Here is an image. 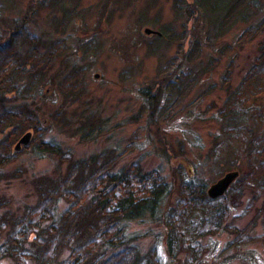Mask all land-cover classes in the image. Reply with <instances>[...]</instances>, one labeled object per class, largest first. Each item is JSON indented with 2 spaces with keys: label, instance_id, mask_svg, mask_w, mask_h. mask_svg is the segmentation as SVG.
Here are the masks:
<instances>
[{
  "label": "rangeland",
  "instance_id": "1",
  "mask_svg": "<svg viewBox=\"0 0 264 264\" xmlns=\"http://www.w3.org/2000/svg\"><path fill=\"white\" fill-rule=\"evenodd\" d=\"M206 2L213 7L215 0H0V43L21 25L15 30L38 36L42 50L57 40L66 46L53 61L42 62L46 65L44 80L38 83L39 78L31 77L36 73L24 77L19 92L7 95V103H1L0 109L20 102L35 107L48 130L45 138L61 143L65 156H70L40 157L21 146L19 153L0 168L4 178L0 197L9 200L7 208L19 211L33 203V182L57 176V168L63 173L72 160L112 149L115 153L131 150L117 159V169L138 159L144 169L159 168L173 184L169 206L179 199L184 183L203 182L207 189L229 171L245 173L248 160L240 138L249 139L248 131L240 128L239 134L233 133L217 148L213 138L215 134L224 137L218 112L227 98L220 88L225 73L229 70L230 88L236 87L264 40V28H256L264 18V0H243L228 14L223 9L227 0L217 4L222 14L207 9ZM148 28L161 34L146 33ZM163 32L168 35L162 36ZM24 44L22 47H27ZM176 64H183L178 73L184 81L179 79L173 86L178 89L172 90L166 84ZM75 70L80 72L79 90L64 93L61 80ZM153 94L157 98L151 100ZM156 100L161 101L157 104ZM56 116L58 120L60 116L59 121ZM85 116L103 123V132L95 139L83 140L77 132ZM245 124L251 128L252 119L242 113L239 126ZM3 136L0 133V138ZM238 177L229 190L239 183ZM250 198L251 193L246 192L239 201L242 203L231 210L230 219L244 214L232 223L241 226L248 221L250 214L245 210ZM263 201L264 195L257 207ZM63 207L61 201L60 209ZM205 214L200 207L191 211L187 221L193 226L184 222L189 235L197 232L191 230L202 224ZM259 220L258 230L264 231V218ZM129 232L141 235L143 253L155 249L156 264L195 262L194 247L192 253L171 257L165 235L168 230L160 222H132ZM186 235L190 242L192 237ZM228 235H215L219 250ZM219 250L204 255L205 264H223V257L231 255ZM252 250H256L255 264H264V244L254 241L248 245L249 255ZM0 264L14 263L4 259Z\"/></svg>",
  "mask_w": 264,
  "mask_h": 264
},
{
  "label": "trees",
  "instance_id": "2",
  "mask_svg": "<svg viewBox=\"0 0 264 264\" xmlns=\"http://www.w3.org/2000/svg\"><path fill=\"white\" fill-rule=\"evenodd\" d=\"M224 1L215 0L213 7L206 2V8L222 14L218 5ZM227 1L228 4L223 3V9L228 14L243 0ZM20 26L8 34L9 39L0 43V105L7 103L4 101L7 95L19 92L24 77L36 73L31 77L39 78L36 79L39 83L45 75L46 65H41L42 62L47 64L66 50L63 40L52 42L42 50L40 38L23 29L15 30ZM256 28H264V18ZM165 35L168 34L163 32L162 36ZM23 41L27 44L25 48ZM181 66L183 64L174 65L169 73L166 85L172 86V90L178 89L173 86L179 79L184 81L182 73H178L183 69ZM225 74L220 88L225 90L227 98L218 112L224 137L215 134L213 142L215 148L221 147L233 133L239 134L240 128L248 131L249 139L240 138L248 161L245 173L238 177V184L228 188L222 196L212 198L206 184L190 181L184 183L177 202L169 206L173 184L159 168L144 169L141 159L116 168L117 159L130 149L121 153L112 149L77 158L68 163L63 173L57 168V176H44L34 181L36 200L22 210L7 208L9 200L0 197V210H3L0 213V263L10 259L14 264H156L155 249L143 253L139 243L141 235L129 232L132 222L142 223L149 219L167 228V249L172 258L183 252L192 253L194 247L193 264H205L203 256L219 250L215 235L228 233L229 239L219 251L221 254L229 251L231 255L223 257V264L236 260L242 264H255L256 250L249 255L248 245L254 241L264 244V231L258 230L259 219L264 218V201L260 207L256 205L264 195V40L258 44L256 56L236 87L230 88L229 70ZM79 75L78 71L66 75L61 80V90L64 93L78 91ZM148 93L144 91L145 95ZM155 98L151 95V100ZM8 101L15 102V99ZM242 113L252 119L251 128L246 122L245 126H239ZM57 116L59 121L60 116L59 120ZM81 120L77 132L83 140L95 139L103 132L102 122L89 121L87 116ZM28 131L32 135L27 144H22L25 150L40 154V157L58 155L70 159L65 156L61 143L45 138L48 130L38 110L20 102L0 109V133L4 134L0 138V168L19 153L13 148ZM183 170L184 166H181V173ZM2 176L0 174V181L4 179ZM246 192L251 193L245 210L250 218L240 226L232 221L241 220L244 214L231 219L230 215L231 210L242 203L239 201ZM61 201L64 207L60 209ZM197 207L204 209L206 214L202 224H195L199 227L191 230L197 232L189 235L184 222ZM186 233L192 237L190 242L186 240ZM203 239L208 240L207 244L202 242Z\"/></svg>",
  "mask_w": 264,
  "mask_h": 264
},
{
  "label": "water",
  "instance_id": "3",
  "mask_svg": "<svg viewBox=\"0 0 264 264\" xmlns=\"http://www.w3.org/2000/svg\"><path fill=\"white\" fill-rule=\"evenodd\" d=\"M146 33H157L158 31H154L152 29H146ZM32 133L29 131L25 133L16 143L15 149L20 150L22 144H27L31 139ZM240 175L238 170H233L227 172L222 178H220L217 182L213 183L207 190V193L210 197L216 198L222 196L230 187L232 182Z\"/></svg>",
  "mask_w": 264,
  "mask_h": 264
}]
</instances>
